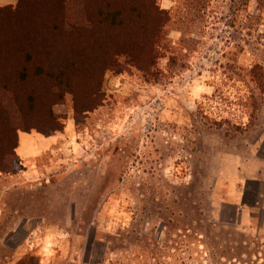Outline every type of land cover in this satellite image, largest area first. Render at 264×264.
<instances>
[{
  "label": "rangeland",
  "instance_id": "374dc122",
  "mask_svg": "<svg viewBox=\"0 0 264 264\" xmlns=\"http://www.w3.org/2000/svg\"><path fill=\"white\" fill-rule=\"evenodd\" d=\"M40 1L0 53V264H264V0Z\"/></svg>",
  "mask_w": 264,
  "mask_h": 264
},
{
  "label": "trees",
  "instance_id": "16d2710c",
  "mask_svg": "<svg viewBox=\"0 0 264 264\" xmlns=\"http://www.w3.org/2000/svg\"><path fill=\"white\" fill-rule=\"evenodd\" d=\"M126 1L122 2V0H106V4L104 8L98 10V12L96 13L97 16V20L95 21L96 27L105 18L111 19L112 22H114V20L136 22L138 17H135L130 12L124 13V6L126 5ZM149 1L150 0H147V3H149ZM45 7H46V2L44 3L40 0H19L17 5L13 9V12L15 13L14 18L17 21L12 22L11 28H10V22L12 19L5 20L4 16H2V20H0V26L2 25L0 27V53L6 52L15 55H19L22 53L23 58L27 57V54L29 51H31V48L18 47L19 43L18 41H15L14 38H16L18 31L27 32L28 30V27L26 23H24L23 18L26 19L28 17L29 21H39L42 18L41 13H44L43 9H45ZM11 9L12 8L9 7L8 5H3V6L0 5V13L6 11L7 14L8 12L11 11ZM154 13H156V11H153L151 15H154ZM3 25L6 26L3 28ZM3 29H5V33H7L10 36V38H8L5 35V33H3ZM17 47H18V52L16 50ZM33 51L35 52L36 50L34 49ZM102 56L103 54L101 53L100 58ZM56 63H58V66L55 68V70H53L54 73L66 77H68L69 75H71V77L73 76L74 71L72 70L71 65H69V59L67 58V55L65 56L64 54L58 52V54L51 56L50 65H55ZM7 77H8L7 72L3 71V76H2L3 80L4 81L7 80ZM10 152L11 150L7 151V155Z\"/></svg>",
  "mask_w": 264,
  "mask_h": 264
},
{
  "label": "crops",
  "instance_id": "0c3cea01",
  "mask_svg": "<svg viewBox=\"0 0 264 264\" xmlns=\"http://www.w3.org/2000/svg\"><path fill=\"white\" fill-rule=\"evenodd\" d=\"M2 2L3 1L0 0V4H2ZM20 133H23V132H20ZM46 137L51 138V141H50V143L47 146L40 147L36 151L31 152L30 150H26L24 148H22V149H20L18 151V145H17V147H16V153L23 160H29V159L36 160L39 156L48 154L49 149H50V146H51V143H53L56 140V138H53V136H46ZM43 138H45V136Z\"/></svg>",
  "mask_w": 264,
  "mask_h": 264
}]
</instances>
